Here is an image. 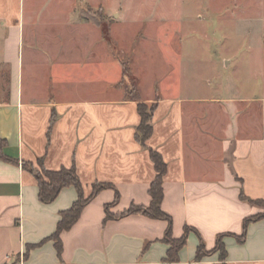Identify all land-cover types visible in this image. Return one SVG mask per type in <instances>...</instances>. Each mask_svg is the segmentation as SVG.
I'll list each match as a JSON object with an SVG mask.
<instances>
[{
    "label": "crops",
    "instance_id": "crops-1",
    "mask_svg": "<svg viewBox=\"0 0 264 264\" xmlns=\"http://www.w3.org/2000/svg\"><path fill=\"white\" fill-rule=\"evenodd\" d=\"M129 4L0 0V150L9 158H0V264H161L165 220L141 213L107 218L105 211L150 204L156 171L148 148L167 164L161 208L171 216L173 237L184 227L198 233L188 234L174 264H193L200 239L211 250L219 234H232L223 239L226 264H264V217L248 225L243 243L235 238L246 217L264 213L249 201H264V99L254 119L244 98L227 90L198 98L163 95L158 87L145 94L138 86L136 98L126 94L121 61L117 79L113 49L82 10L100 8L126 21ZM168 74L189 85L184 68ZM138 101L156 104L146 146L135 138ZM39 159L47 170L74 167L85 197L95 183L113 187L59 233L60 255L50 236L78 194L69 186L41 202L35 178L21 165L39 167ZM195 264H220L219 252Z\"/></svg>",
    "mask_w": 264,
    "mask_h": 264
},
{
    "label": "rangeland",
    "instance_id": "rangeland-1",
    "mask_svg": "<svg viewBox=\"0 0 264 264\" xmlns=\"http://www.w3.org/2000/svg\"><path fill=\"white\" fill-rule=\"evenodd\" d=\"M130 1L126 21L104 16L100 8L82 10L87 20L99 23L100 31H108L117 79L120 61L127 66L122 82L126 94L133 84L145 94L158 87L163 95L191 93L198 98L220 97L227 90L244 98L249 118L261 116L264 0ZM114 8L124 11L119 4ZM181 68L188 71L189 85L174 83L180 77L168 74ZM33 168L40 172L38 166Z\"/></svg>",
    "mask_w": 264,
    "mask_h": 264
},
{
    "label": "trees",
    "instance_id": "trees-1",
    "mask_svg": "<svg viewBox=\"0 0 264 264\" xmlns=\"http://www.w3.org/2000/svg\"><path fill=\"white\" fill-rule=\"evenodd\" d=\"M83 18L88 19L84 14H83ZM90 21L93 22L95 25H99V23L94 22L95 20L93 21L90 19ZM101 30L103 37L106 40H108L109 39L108 31L103 27L101 28ZM121 63L123 67V75H126L127 66L125 65L124 62ZM137 88L138 86L136 84H133L132 89L136 93L131 94L132 89H130L129 92L130 94L128 95L136 98ZM155 107H156L155 103L151 105H147L145 102H140V101L137 102V111L140 116V122L136 128L135 138L143 146H146V140L150 137L152 133L151 118ZM53 119L54 116L52 117V120ZM148 150H149L150 158L154 164V168L156 171L155 177L151 181L148 191L151 198L150 204L146 207L141 205L131 204L126 210H124L122 213L117 215H112L109 212V205H107L105 207L106 217L117 218L134 213H141L150 218L165 220L167 222V227L162 240L164 243L168 245V249L166 252V256L164 257L161 264H174L178 261L179 251L185 246L187 242L188 234L190 232H194L196 234L198 233L194 228L184 227L183 234L180 237L178 238L173 237L171 216L168 215L166 212H164L161 208V202L163 199L162 183H163V176L167 171V164L164 162L159 152H157L152 148H148ZM0 158L9 159L1 152V150H0ZM21 165L23 169L29 171L35 178L38 186V198L41 202L43 203L52 202L57 197V195L59 194L62 188L69 186L74 187L78 194L77 199L75 200V202H73L71 207L67 210L60 212V219L57 223V228L53 233V235L50 236V239H53L55 241V246L58 255H60L62 246L59 238V233L62 230L68 229L78 219L83 206L88 201H90V199H92L99 191L105 188H113V187L109 183H95L93 184V188L90 195L85 197L83 193L82 183L74 167L61 168L59 170H47L43 167L41 159H39L38 161L40 172L33 168L32 163L22 162ZM241 197L243 199H246L242 193H241ZM117 198H118V193H116V200ZM249 201L258 205H262L264 207V201L262 200L259 201L249 200ZM263 217H264V213L246 217L242 223V232L240 233V235L237 236L235 235L236 241L239 244L243 243L246 239L248 225L252 222L262 219ZM228 235L231 236L232 234H219L216 238L215 245L211 250H207L202 240L200 239V243L196 249L193 264L199 262L204 256L212 252H219L220 264H226L227 251L223 239L225 236ZM30 248L31 246H28L27 250Z\"/></svg>",
    "mask_w": 264,
    "mask_h": 264
},
{
    "label": "built area",
    "instance_id": "built-area-1",
    "mask_svg": "<svg viewBox=\"0 0 264 264\" xmlns=\"http://www.w3.org/2000/svg\"><path fill=\"white\" fill-rule=\"evenodd\" d=\"M20 264H23L22 262Z\"/></svg>",
    "mask_w": 264,
    "mask_h": 264
}]
</instances>
